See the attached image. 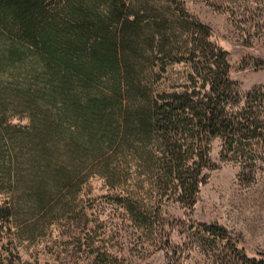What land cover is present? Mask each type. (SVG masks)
Returning <instances> with one entry per match:
<instances>
[{
    "label": "rangeland",
    "instance_id": "obj_1",
    "mask_svg": "<svg viewBox=\"0 0 264 264\" xmlns=\"http://www.w3.org/2000/svg\"><path fill=\"white\" fill-rule=\"evenodd\" d=\"M38 2L23 21L0 16V160L5 164L16 153L20 161L32 163L44 156L63 169L47 180L53 187L48 186L44 204L21 203L12 217L0 210V259L20 264H228L214 246L201 242V223L225 229L215 248L235 240L249 257L264 258V157L224 153L221 140L213 139L202 170L205 182L188 204L177 198L172 183L165 189L163 177L158 178L154 162L163 143L155 136L143 142L125 136L129 131L121 126L117 108L118 103L127 106L131 96L125 63L133 66L128 81L141 85L149 99L188 84L183 38L170 37L178 48L174 58L165 53L167 47L154 42L150 47L154 24L141 30L143 44L137 46L131 35L130 43L127 38L123 42L117 31V17L125 12L121 3L139 11L141 2L161 20L170 13L192 15L206 25L210 40L227 52L228 77L242 95L264 88V0ZM113 47L119 95L113 91L115 67L101 55ZM59 89L82 105L90 94L94 102L104 96L115 107L110 143L99 148L75 144V134L66 128L78 129L69 112L59 109ZM26 183L22 199L29 201L33 184ZM127 203L132 212L125 209Z\"/></svg>",
    "mask_w": 264,
    "mask_h": 264
},
{
    "label": "trees",
    "instance_id": "obj_2",
    "mask_svg": "<svg viewBox=\"0 0 264 264\" xmlns=\"http://www.w3.org/2000/svg\"><path fill=\"white\" fill-rule=\"evenodd\" d=\"M38 1L0 0V16L5 14L12 17L14 22L23 21V17L36 9ZM121 4L125 12L117 17L119 23L117 31L123 42L127 40L130 43L127 36L131 35L135 36L133 39L136 40L137 46L143 44L141 30L149 29L154 24L156 31L150 35V47L153 42L159 45L160 49L164 50V47H167L165 53L171 54V58H174L178 48L171 44L173 41L170 37L178 42L183 38L181 40L186 46L188 84L184 85L181 91H172L149 99L141 85L130 84L128 78L133 66L125 63L126 86L129 88L127 92L131 96L127 106L118 103L117 108L121 126L125 124V130L129 131L125 132V136L132 134L133 138H138L137 140L140 139L141 142L145 138L155 136L163 143L162 148L158 147L161 156L157 157V164L154 162L158 178L163 177L165 189L172 183L178 192L177 198L191 204L199 185L205 182L202 170L208 163L209 145L213 139L221 140V151L224 153L232 152L240 157L247 153L250 155L247 158L251 160H255L251 154L253 152L257 160L264 157V88L253 87L242 95L239 93L228 77L227 52L210 40L209 28L192 15L178 18V15L170 13L167 19L161 20L153 8L142 5L141 2L138 3L142 7L139 9L140 12L132 11V6ZM112 9L111 6L109 9L111 14L114 12ZM103 52L101 55L107 56L106 59L115 67L117 75L113 91L119 95L115 47L111 51ZM126 54L127 50L122 48L123 59ZM59 93L61 95L58 100L62 105L59 109L69 112L68 119L78 129L76 131L74 128H66L67 134L70 136L75 134V137H72L75 144L80 143L86 148L88 146L99 148L105 142L110 143L113 136L110 132L115 107L113 105L109 107L104 96L101 95L99 98L98 89L97 94L93 93L98 96V101L94 102L93 96L88 94L86 105H82L76 97L72 99L64 97L61 89ZM125 136L119 140L120 143L126 142ZM41 158L37 157L32 163L30 159L20 161L15 153L7 158L5 164L0 160V193L4 192L0 210L5 211V216L12 217V210L21 206V203L30 207L45 203L44 197L50 190L48 186L53 187L48 181L56 178L63 167L52 159L44 156ZM27 181H32L33 184L31 191L33 194L29 201L22 199L25 190L28 189L25 187ZM127 204L128 207L125 209L132 212V205ZM200 233L201 242L208 248L214 246L215 253L228 264H264V258L249 257L243 249L238 248L235 240L215 248L226 234L221 226L201 223ZM0 264L20 263L1 258Z\"/></svg>",
    "mask_w": 264,
    "mask_h": 264
}]
</instances>
